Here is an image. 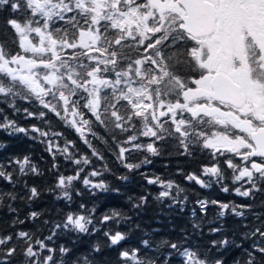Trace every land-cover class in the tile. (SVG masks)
<instances>
[{"label":"snow or ice","instance_id":"1","mask_svg":"<svg viewBox=\"0 0 264 264\" xmlns=\"http://www.w3.org/2000/svg\"><path fill=\"white\" fill-rule=\"evenodd\" d=\"M0 12L7 13L0 29V103L13 115L22 112L24 119L44 125L20 126L0 108V131L46 145L53 157L50 171L56 173L48 191L57 193L56 199L70 205L73 192L82 195L77 182L91 195L119 189H110L103 179L111 172L106 165L81 176L82 165L92 161L86 154L76 155V141L55 131L52 117L78 134L99 160L104 157L86 132L99 139L95 126H111L116 159L129 173L152 162L147 156L132 162L134 152L159 156L164 142L175 143L180 155L207 150L216 162L202 166L200 175H185L187 181L264 199V0H0ZM18 100L38 105V110L20 107ZM141 137L150 142H140ZM57 155L76 165L72 175L59 171ZM220 157L230 175L220 167ZM237 157L239 163L234 162ZM8 167L25 176L43 175L27 155L11 158ZM116 178L126 181L129 176ZM0 179L15 185L19 178L0 164ZM144 179L160 186L155 199L161 203L181 206L188 199L175 181L146 175ZM24 186L29 201L41 196L37 187ZM5 199L17 196L0 192V204ZM148 200L142 195L132 207L144 208ZM197 204L205 216L210 204L218 206V218L243 219L252 208L250 203L217 200ZM7 207L17 212L11 204ZM78 209L53 222L43 239L26 231L0 235V264H13L18 250L26 258L24 264H96L92 254L113 248L118 251L117 264H173L175 257L179 264H226L220 250L230 248L243 254L234 264H264V218L259 216L254 217L257 223L242 224L240 243L225 235L207 245L194 244L190 234L182 233L180 240L164 239L155 247L151 239H142L143 251L122 249L128 233L109 229L103 232L106 243L98 241L90 255L73 259L72 247L54 241L64 234L91 236L99 231L96 209L84 203ZM41 215L32 211L28 218ZM110 222L132 225L130 217L116 211L99 220L102 225ZM192 228L202 233L201 224ZM221 231L222 227L209 229L212 234ZM244 241L249 242L246 247Z\"/></svg>","mask_w":264,"mask_h":264},{"label":"trees","instance_id":"2","mask_svg":"<svg viewBox=\"0 0 264 264\" xmlns=\"http://www.w3.org/2000/svg\"><path fill=\"white\" fill-rule=\"evenodd\" d=\"M7 13L0 12V29H3L4 20ZM17 105L20 107H31L32 110H38V105L33 104L29 106L26 102L18 100ZM0 108L13 118L16 119L20 126L29 127L32 124L44 127L40 120L24 119L23 113L13 115L12 110L6 104L0 103ZM52 127L55 131H63L64 135L71 140L76 141V155H87L92 163L90 165H82L85 169L81 176L87 175L93 168L102 170L106 165L111 169V172L105 173L103 179L109 184L110 189H119V192L109 190L103 192L95 190V195L89 194V190L82 182H77L75 188L78 189L82 195L76 196L73 192V201L69 205L64 200L56 199L57 193L49 192L48 189L55 184V171H50L53 164L52 155L46 151V145L41 143L39 139L32 140L27 136L18 135L11 136L6 132L0 131V164L4 165L9 172H14V178L18 177V182L13 185L7 181L0 179V192L13 193L17 196L16 200L5 199L4 203L0 204V235L14 234L19 231H26L34 233L39 238L49 234V229L53 222H59L64 214L69 210H79L80 203L87 205L89 209L95 208V223L99 230L97 233L89 236L85 234L71 233L61 235L59 239L55 240L56 245L65 244L74 249L73 259L90 255V249L93 244L98 241L106 243V238L103 237V232L109 229L120 230L128 233V238L121 243L120 248H136L140 247L143 251L140 241L142 239H151L153 247L159 244L161 240L168 239L178 241L182 237V233L190 234V240L194 244L207 245L212 239H219L221 236H228L229 239H236L237 243L242 240L243 228L242 224L257 223L254 217L259 216L264 218V199L259 196L252 199L241 197L235 194L234 191L227 193L220 190V185L213 184L210 188H201L195 182H189L185 179V175L195 173L200 175L201 168L204 165H211L216 161L207 150H196L194 155H180L175 143L164 142L162 146L161 155L153 156L150 153L134 152L132 154V162L138 163L148 157L152 162L144 164L137 172L129 173L127 169L123 168L116 159V145L111 140L112 129L111 126H95V131L99 139L92 137L86 132L89 139L92 141L95 149L99 151L104 159L99 160L92 156V150L88 148L79 139L78 134L73 130L66 129L52 117ZM63 143V141H59ZM140 142L148 143L150 139L141 137ZM159 146V145H158ZM29 156L31 161L37 165L43 175L35 176L32 174L21 175L14 167H8V162L11 158H22ZM224 157L219 158L220 167H222L227 174H231V169H227L223 163ZM234 162L239 163L240 158H236ZM56 163L59 165V171L64 175H72L76 165L64 159L63 156L57 155ZM148 177L159 176L162 180L175 181L176 184L184 190L181 196H187V201L181 205H172L170 201L161 203L155 197L162 190L159 185H150L144 179V175ZM118 175H128L129 179L122 181L117 179ZM92 180L99 179L98 177H89ZM230 187L238 185H231L230 181H226ZM35 186L40 192L41 196L38 199L29 201L27 199L28 189L25 188ZM142 195H148L149 200L147 206L136 209L132 204L137 202V199ZM198 200H217L224 203L248 204L252 205L250 211L246 213L245 218L241 219L232 215H225L218 218L220 209L216 205H209L207 215H203L200 207L197 204ZM17 209V212L12 213L8 210L7 205ZM181 208L183 210H181ZM32 211L42 213L37 220L29 219V213ZM113 211L121 213L123 216L131 218L132 225L121 222L119 225L110 222L107 225L99 223L100 218L105 214H111ZM195 212V215L193 214ZM23 220L24 223L14 221ZM48 220L49 224L45 225L43 221ZM198 223L202 225V233L194 232L192 225ZM138 224L139 228L134 225ZM91 227V226H90ZM212 227H222L220 233L212 234L209 229ZM248 241H244L246 247ZM161 249V252H165ZM223 258L226 264H234L235 259H242L243 254L241 249L230 248L227 251L223 249ZM219 254V253H217ZM96 255V264H117L118 251L117 249H105L102 254ZM163 256H161V259ZM25 257L18 254L14 258L13 264H24ZM67 264V262H66ZM173 264H179V257H175Z\"/></svg>","mask_w":264,"mask_h":264}]
</instances>
